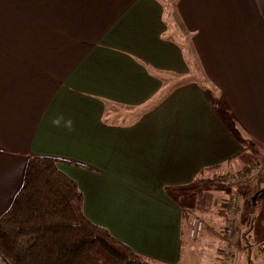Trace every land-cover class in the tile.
Instances as JSON below:
<instances>
[{
	"label": "crops",
	"instance_id": "1",
	"mask_svg": "<svg viewBox=\"0 0 264 264\" xmlns=\"http://www.w3.org/2000/svg\"><path fill=\"white\" fill-rule=\"evenodd\" d=\"M182 1L203 64L210 68L215 50L233 42L226 54L218 49L226 73L216 83L241 128L264 135L256 33L233 36L243 22L236 5L218 18L204 14L208 0ZM172 30L160 0H0V217L28 159L51 157L81 191L90 222L149 264L181 263L185 207L208 206L193 184L243 148L206 93L186 80ZM231 221L234 247L251 249L240 257L221 249L219 264H264V228L254 229L255 218L246 229L243 219ZM0 264H8L1 255Z\"/></svg>",
	"mask_w": 264,
	"mask_h": 264
},
{
	"label": "rangeland",
	"instance_id": "2",
	"mask_svg": "<svg viewBox=\"0 0 264 264\" xmlns=\"http://www.w3.org/2000/svg\"><path fill=\"white\" fill-rule=\"evenodd\" d=\"M160 1L164 7V15L167 16V21L173 29L171 31L172 36L177 40L187 60L189 75L186 80L197 83L199 88L206 93L212 108L232 128L231 130L235 133L243 148L242 151L237 152L231 160H227L224 164L216 167L211 166L210 175L205 177L204 180L199 178L193 184L195 190H197L195 192L201 193L200 200L202 202L200 204L203 202L207 203L206 210L197 207L194 210L185 207L186 209L184 210L186 214V221H184L185 234L186 232L188 233L187 226L193 217H200L203 220L204 230L197 238L188 236L186 239L189 242L188 246L185 245V242L182 243L181 263L179 264H219L220 259L218 257L221 256L222 258L221 253L223 250L226 251L225 255L231 254L232 257L234 255L235 257H240L238 252L251 249L249 246L244 247V245L234 247L236 242L232 240L234 232L232 217L233 220L243 219L244 223L241 226L243 229L250 228L249 224L252 218L256 219L253 224L255 230L264 228V226L259 227L257 225L259 220L264 222V204L261 200L257 201L256 205H253L252 202L255 192L258 191L257 189L264 190V135L260 133L250 134L247 130L241 128L232 113L231 107L225 102V97L220 93L221 87L216 83L219 75L226 73L224 67L221 68L222 64L219 65L220 56H218V49L223 50L226 54L233 46V42L230 45L218 47L215 50L216 54H213L214 57L211 60L210 68L207 67L197 56L193 39L196 31H191L185 27L183 14L181 13L183 1ZM259 3L258 6L256 0H208L203 7V12L205 15L221 18L223 9L227 5L238 6L241 11L239 15L243 16V22L239 24L238 28L235 27L232 30L233 36H235L237 31L241 34L256 33L255 52L258 54L260 50L264 49V0H259ZM175 4L177 6L176 12ZM230 9V7H226V10ZM191 10L195 17L200 15L199 8H191ZM212 26H216V24H211L210 27L212 28ZM209 52L210 50L208 54ZM231 57L234 58V56ZM252 167L256 171L252 172ZM243 168L250 169V171L241 178L239 176ZM233 195H237V198L235 197L236 203L234 204L236 207L233 210H231V206L230 208L228 207L229 210L225 209L229 213L224 211L229 217H232H228L227 220L219 219L218 214L225 215L221 209ZM228 228H230L229 233L227 231ZM249 231H246V233L249 234ZM208 234H211V239ZM263 242L260 243V246H263ZM189 246H191V249L188 248ZM261 248H264V246ZM219 250L220 254L218 255ZM243 258L240 261H243Z\"/></svg>",
	"mask_w": 264,
	"mask_h": 264
},
{
	"label": "trees",
	"instance_id": "3",
	"mask_svg": "<svg viewBox=\"0 0 264 264\" xmlns=\"http://www.w3.org/2000/svg\"><path fill=\"white\" fill-rule=\"evenodd\" d=\"M248 171L243 168L239 177ZM257 190L253 205L259 200L264 204V191ZM82 201L81 191L56 159L30 157L20 190L0 217V255L8 264H149L90 222Z\"/></svg>",
	"mask_w": 264,
	"mask_h": 264
},
{
	"label": "built area",
	"instance_id": "4",
	"mask_svg": "<svg viewBox=\"0 0 264 264\" xmlns=\"http://www.w3.org/2000/svg\"><path fill=\"white\" fill-rule=\"evenodd\" d=\"M236 203V199L232 198L230 203H227L228 207L230 208V206L232 207L231 210H233L235 208L234 204ZM188 234L190 237H199L200 234L203 232L204 230V224H203V220H201L200 217H193L190 222L188 223ZM228 233L230 231V228H228ZM262 245L264 246V242L262 243Z\"/></svg>",
	"mask_w": 264,
	"mask_h": 264
},
{
	"label": "water",
	"instance_id": "5",
	"mask_svg": "<svg viewBox=\"0 0 264 264\" xmlns=\"http://www.w3.org/2000/svg\"><path fill=\"white\" fill-rule=\"evenodd\" d=\"M261 191H264V190L262 189ZM258 193H259V191L255 192V194H254V196L252 198L253 204L255 203V198L257 197Z\"/></svg>",
	"mask_w": 264,
	"mask_h": 264
}]
</instances>
